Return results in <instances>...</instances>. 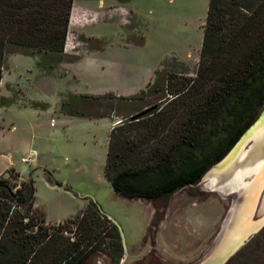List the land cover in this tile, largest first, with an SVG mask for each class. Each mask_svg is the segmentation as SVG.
<instances>
[{
    "label": "rangeland",
    "instance_id": "374dc122",
    "mask_svg": "<svg viewBox=\"0 0 264 264\" xmlns=\"http://www.w3.org/2000/svg\"><path fill=\"white\" fill-rule=\"evenodd\" d=\"M208 3L74 0L62 52L13 45L6 51L1 81L0 175L7 177L14 169L22 179L33 180L35 207L43 213L46 226L77 218L91 200L118 222L126 255L123 247L120 261L114 262L108 255L113 247L107 238L88 264H200L224 243L230 211L242 198L239 191L212 190L204 176L175 192L164 204L152 203L116 195L105 176L111 123L141 110L146 100L154 98L107 101L81 97L94 93L127 97L156 78L164 86L168 72L195 76ZM84 56L93 62L81 67L59 65ZM86 91L94 93H79ZM162 96L170 95L164 89ZM70 97L74 111L83 110L87 115L63 108ZM108 102L113 103V109L108 108ZM67 107L70 109L69 103ZM108 112L110 115L102 118L90 116ZM252 145L244 150L250 151ZM247 158L241 161L245 163ZM263 203L264 189L253 221L264 217ZM64 235L73 236L70 231Z\"/></svg>",
    "mask_w": 264,
    "mask_h": 264
},
{
    "label": "trees",
    "instance_id": "16d2710c",
    "mask_svg": "<svg viewBox=\"0 0 264 264\" xmlns=\"http://www.w3.org/2000/svg\"><path fill=\"white\" fill-rule=\"evenodd\" d=\"M73 3L0 0V104L9 46L62 52ZM203 29L195 76L168 72L164 86L156 78L127 97L81 95L107 101L154 98L110 130L105 176L116 195L164 204L178 190L198 183L263 109L264 0H209ZM71 97L63 108L87 115L74 111ZM45 223L35 207L33 180L22 179L14 169L7 177L0 175V264H88L107 238L113 247L110 258L118 263L122 257L118 227L92 200L75 219ZM152 224L155 229L157 223ZM106 229L109 233L103 234ZM69 231L73 236L64 235ZM225 264H264V226Z\"/></svg>",
    "mask_w": 264,
    "mask_h": 264
},
{
    "label": "bare ground",
    "instance_id": "6f19581e",
    "mask_svg": "<svg viewBox=\"0 0 264 264\" xmlns=\"http://www.w3.org/2000/svg\"><path fill=\"white\" fill-rule=\"evenodd\" d=\"M251 131L243 137L224 160L205 175L206 184L212 190L231 194V191L238 189L242 193L240 202L234 205L232 213H230L229 219H232V223L225 230L224 243L220 246L223 251L218 250V257L264 219L262 217L258 221L252 220V214L264 189V155H261L262 152L264 153L262 144L264 143V117L259 127L250 136ZM250 139L253 142L252 155H250L251 150H244ZM259 155L263 157H258ZM247 156L250 157L247 158V162L243 163L242 161L240 164H236L237 161L243 160V157ZM249 177L250 179H247Z\"/></svg>",
    "mask_w": 264,
    "mask_h": 264
},
{
    "label": "water",
    "instance_id": "95a60500",
    "mask_svg": "<svg viewBox=\"0 0 264 264\" xmlns=\"http://www.w3.org/2000/svg\"><path fill=\"white\" fill-rule=\"evenodd\" d=\"M264 117V107L263 109L261 110V112L259 113L258 117L254 120V122L244 131V133L240 136V138L237 140V142L233 145V147L226 153V155L220 160L218 161L216 164H214L213 166H211L209 168V170L205 173V175L207 173H209L211 171V169L217 165L218 163H220L222 160H224V158H226L232 151L233 149L237 146V144L243 139V137H245V135H247V133H249L251 130V134L250 136L252 135V133L254 131H256V129L259 127V125L261 124V121ZM252 142V139H250L245 147ZM242 161H237L236 164H240ZM204 175V176H205ZM203 176V177H204ZM202 177V178H203ZM239 190L235 189L234 191H231L232 194H235L237 193ZM239 194H240V198L242 197V193H240L239 191ZM102 212V211H101ZM230 213H232V210L230 211ZM108 216V215H107ZM115 224L116 226L118 227L119 229V232H120V235H121V238H122V243H123V247H124V255H126V245H125V239H124V234H123V231H122V228L121 226L118 224V222L108 216ZM228 225L225 227V229L232 223V219H228ZM264 226V219L258 223L257 225H255L245 236H241V239L237 240V242L231 246L230 248L228 247L224 252L221 253V255L218 257V248H216L214 250V252H212L210 254L209 257H207L205 260H203L200 264H225L227 262V260L232 256L234 255L244 244H246L247 241H249L258 231H260L262 229V227ZM225 249V248H224ZM222 250V249H220ZM223 251V250H222ZM124 261V258L122 259L121 262Z\"/></svg>",
    "mask_w": 264,
    "mask_h": 264
},
{
    "label": "crops",
    "instance_id": "0c3cea01",
    "mask_svg": "<svg viewBox=\"0 0 264 264\" xmlns=\"http://www.w3.org/2000/svg\"><path fill=\"white\" fill-rule=\"evenodd\" d=\"M93 62V58H91L90 56H84L81 59L77 60L76 62H59L60 66H68V67H81L86 63L91 64ZM57 65V64H56ZM79 93H94V92H79ZM75 94V93H73ZM95 94V93H94ZM99 94V93H98ZM102 118V117H101ZM114 126V124L111 123V128ZM111 130V129H110Z\"/></svg>",
    "mask_w": 264,
    "mask_h": 264
}]
</instances>
